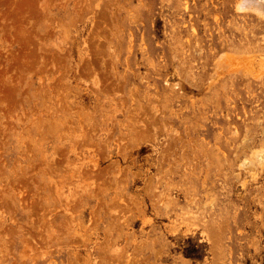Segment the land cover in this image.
Listing matches in <instances>:
<instances>
[{
	"label": "rangeland",
	"instance_id": "1",
	"mask_svg": "<svg viewBox=\"0 0 264 264\" xmlns=\"http://www.w3.org/2000/svg\"><path fill=\"white\" fill-rule=\"evenodd\" d=\"M238 1L0 0V264H264Z\"/></svg>",
	"mask_w": 264,
	"mask_h": 264
},
{
	"label": "bare ground",
	"instance_id": "2",
	"mask_svg": "<svg viewBox=\"0 0 264 264\" xmlns=\"http://www.w3.org/2000/svg\"><path fill=\"white\" fill-rule=\"evenodd\" d=\"M238 12H251L254 15H258L264 18V0H239L237 3ZM259 18V17H258ZM236 51H222L219 58L217 57V66L216 68L219 70H228L233 74L243 73L242 75H250L254 78H261L263 76L262 71L255 67L256 60L251 57L250 54H242L243 58L237 55ZM241 55V54H240ZM261 147V146H260ZM264 163V146L260 149H256L253 151L251 156L245 158V160L241 163L243 167H245L250 171L255 172L257 167ZM264 165V164H263ZM241 166V167H242ZM245 169V170H246Z\"/></svg>",
	"mask_w": 264,
	"mask_h": 264
}]
</instances>
